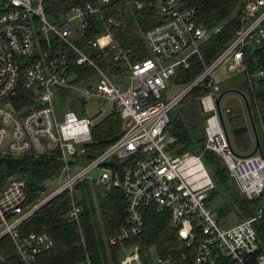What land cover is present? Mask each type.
<instances>
[{"label": "built area", "instance_id": "2783aa9c", "mask_svg": "<svg viewBox=\"0 0 264 264\" xmlns=\"http://www.w3.org/2000/svg\"><path fill=\"white\" fill-rule=\"evenodd\" d=\"M45 1L0 0V154L46 155L59 160L61 182L43 200L67 191L66 217L75 222L80 206L71 192L78 181L90 178L105 188H119L126 200V218L116 233L108 237L109 243L139 233L141 208L153 206L155 210H168L170 224L186 246H191V264H264V250L259 249L252 224L264 214V156L257 152L245 156L234 153L222 124V111L215 103L218 86L207 79L208 89L198 99L205 114L204 140L199 152L172 154L167 146L173 138L164 129L170 109L192 86L209 78L219 66L228 71L238 69L245 47L264 38V0H242L240 21L233 37L195 78L168 97L165 90L169 79L177 75L178 68L188 65L189 56L198 55L200 44L219 26L207 29L197 23L193 8L182 0H158L162 19L143 33L148 54L130 62L126 51L118 47L109 32L111 17H102V5L108 0L73 2L52 19L45 13ZM134 3L141 6L138 0ZM92 16L101 20L103 32L88 42L97 49L111 50L112 60L119 62L115 79L74 41L77 31ZM74 19H78L77 26ZM69 53L76 64L93 68L96 75L93 85V74L84 77L86 86L71 82ZM126 77L128 85L122 86L119 78ZM22 78L35 95L30 104L15 110L10 97ZM58 88H73L80 95L105 99L123 121L120 134L84 162L71 160L90 139L93 117L77 114L69 107L59 110ZM101 109L104 111L105 107ZM204 149L220 155L245 197H261L253 215L229 226L218 225L208 199L213 181L201 159ZM108 161L111 164H105ZM118 162L122 164L113 165ZM95 168H99L98 173L91 175ZM23 186L20 176H12L0 191V235L8 234L12 239L23 264H34L36 255L48 250L52 240L43 232L19 235V224L44 203L26 200ZM195 226L198 233L193 230ZM138 249L136 243L129 245L118 264H145ZM151 264L173 263L157 257Z\"/></svg>", "mask_w": 264, "mask_h": 264}, {"label": "trees", "instance_id": "16d2710c", "mask_svg": "<svg viewBox=\"0 0 264 264\" xmlns=\"http://www.w3.org/2000/svg\"><path fill=\"white\" fill-rule=\"evenodd\" d=\"M76 1L81 0H46L44 10L52 19L61 15L69 4ZM134 1L136 0H108L102 5L103 19L108 16L112 19V23L108 25L109 32L118 47L126 51V58L130 62L148 54L143 33L162 19L157 9L158 0H138L141 2L140 7H136ZM182 1L186 6L193 8L197 23L207 29L219 26L217 31L200 44L198 55L192 54L188 58V65L177 69L176 80L185 85L195 78L203 66L209 63L233 37L240 21L242 0L240 5L239 0ZM101 32H103L101 20L97 16H92L84 28L77 31L74 41L97 65L115 79L119 62L112 60L111 50L106 48V52L97 49L88 42ZM69 65V72L73 75L74 82L94 73L91 66L76 64L70 53ZM240 67L242 69L239 80L232 81L233 86L221 88H237L243 93L263 153L264 38L258 43L245 47ZM207 79L192 86L169 111V119L164 129L173 138L167 146L172 154L186 151L197 153L202 148L205 114L200 112L197 103L199 96L208 89ZM22 80L23 78L18 84L16 93L10 97L15 110L26 107L35 95L33 89L25 86ZM68 90L67 88L57 89L59 110L74 106L73 99L65 103ZM184 98L191 105L188 116L192 114L193 123L190 125L183 123L181 115L183 113L177 106ZM77 101L81 103L79 98ZM228 115L232 116L231 110ZM236 115L240 117L241 114L238 112ZM186 117L187 115L185 119ZM122 126L123 121L118 111L115 108L111 109L99 121L92 124L90 139L83 143L82 152L76 154L71 162H84L96 155L120 134ZM250 149L251 147L247 151ZM201 159L213 181V187L208 191V199H217L213 208L218 225L229 226L253 215L260 205L261 197H245L230 179L225 163L216 152L204 149L201 151ZM105 164H111V161ZM119 164L122 162L113 163V165ZM59 167L60 161L51 156L25 154L14 157L9 154H0V191L10 176L18 175L24 182L23 191L26 200H30L41 189L42 180L55 174ZM75 188L79 190V196H76L75 200L81 204L78 224L82 232L83 244L80 243L77 224L66 217L69 194L63 191L38 206L18 226L19 235L23 236L30 231L43 232L52 240L48 250L36 255L34 264H78L84 262L86 258L90 264H118L122 252L134 243L140 246V255L144 263L151 262L150 251L153 249L157 257L168 258L173 264H191L193 257L191 246H186L184 239L179 237L176 228L170 224L169 212L166 208L155 210L153 206L142 207L143 220L140 232L109 243L106 238L115 234L125 222L126 200L123 193L117 187H102L96 192L94 205L86 180L78 183ZM252 224L259 249L264 250V214L255 218ZM193 230L198 233L196 226ZM0 264H23L8 234L0 235Z\"/></svg>", "mask_w": 264, "mask_h": 264}, {"label": "rangeland", "instance_id": "374dc122", "mask_svg": "<svg viewBox=\"0 0 264 264\" xmlns=\"http://www.w3.org/2000/svg\"><path fill=\"white\" fill-rule=\"evenodd\" d=\"M240 2H241V0H239V5H240ZM239 10H240V8L238 9L237 13H239ZM73 24L75 26H77L78 25V19H74L73 20ZM241 69L242 68L239 67L238 69H235L233 71H231V70L228 71L224 66H219L213 71V76L211 77V79H213L215 82H217L220 87L233 86L232 85L233 84L232 81L239 80V77L241 75ZM73 78H74L73 75H71L70 80L75 85H77V86H86L87 85V83L80 82V80L74 82V81H72ZM81 80H86V79L83 78ZM95 80H96V75L93 74L91 85H93L95 83ZM170 81H171V79H169V87L165 90V95L167 97L170 96V95L175 94L176 92H178L183 87L182 86L183 84H175L173 82L170 83ZM125 85L127 86L128 83H125ZM77 96H78L77 90H75L73 88L69 89L68 92H67V98H65V103L67 104V101L69 100V98H74L73 99V102H74V106L73 107L74 108L72 107L73 110L77 114H87V115H90V116L91 115H95V121H99L100 120L99 112L102 111L101 107L103 106L106 109V107L109 106L108 102L105 99L99 98L97 96H86L85 97L86 98V102H85V104L82 105L81 103H79L77 101V98H78ZM219 105H220V108L222 110V117H223V120H224V125H225L226 130H227L228 135H229L231 146H232L233 150L235 149L238 153H242L244 150H242L240 148L237 140L234 139V136L230 132V125H231V121L232 120L230 121L227 112L224 111V107L228 106V107H230V109L232 110L233 113H238L239 111L242 112L241 121H242L243 124L244 123H246V125L248 124V128L246 129L247 131L245 130V132L241 134L240 139H242V140L243 139H247L249 142H252L251 140L252 139L254 140V136H253L250 124H249L248 117L246 115V111H244V108H243L244 104H243L242 97L238 93H235V92H232V91L226 92V93L222 94V96L220 98V101H219ZM108 109L109 108H107L106 110L108 111ZM97 116H99V117H97ZM60 171H61V167H59V170L55 174L44 178L42 180V182H41V189L36 193L34 198L29 200V202H31V203H34V202L42 203V202H44L43 199L48 195V193L51 192L55 188V186L61 182V177H60V173L61 172ZM98 171H99V168H95L94 170L91 171V175L92 174H97ZM13 176H18V175H13ZM10 177H12V176H10ZM85 180L87 181V183L89 185L90 193H91V196H92L91 200L93 201V204L95 205L96 204V192H98V189L100 190L104 186L94 183L93 180L90 179V178H83L82 180L78 181L75 184V187H76V185L78 183H81L82 181H85ZM96 187H98V188L96 189ZM61 192H63V191H61ZM61 192H59V193H61ZM59 193H57V194H59ZM71 193L73 195V199H74L75 203L78 206H80L81 204H78L76 202V200H75V197L79 196V190L74 188ZM51 198H49V199H51ZM215 202H217V199L211 198V200H209V204L212 207L214 206ZM75 223L77 224V231H78V234H79V237H80L79 238L80 239V243L83 244V236H82V232H81L80 226L78 224V221L75 222ZM106 239H108V238H106ZM124 251L122 252V254L124 253ZM140 251L141 250H140V246H139L138 255L141 258ZM150 257L152 258V260L148 264H151L152 262H154L156 257H157V255L155 254L153 249H151V251H150ZM83 261L84 262H81V263L90 264V262L88 261V258H86ZM141 261H143L142 258H141ZM145 264H147V263H145Z\"/></svg>", "mask_w": 264, "mask_h": 264}, {"label": "crops", "instance_id": "0c3cea01", "mask_svg": "<svg viewBox=\"0 0 264 264\" xmlns=\"http://www.w3.org/2000/svg\"><path fill=\"white\" fill-rule=\"evenodd\" d=\"M176 76L177 75H175L174 77L172 76L171 77V81H170V83H175V84H180V83H178L177 82V80H176ZM213 76V72H212V74H211V76L208 78L211 82H213V83H215L217 86H218V92H217V96H218V94H219V92H221L222 90H224V89H227V88H221L219 85H218V83L217 82H215L213 79H211V77ZM122 82H121V85L122 86H125V83H128L129 82V79L126 77V78H119ZM80 82H83V83H87V81L86 80H80ZM186 85V84H185ZM185 85H182V86H185ZM206 86H207V80H206ZM208 87V86H207ZM220 87V88H219ZM228 88H231V87H228ZM67 89H71V88H67ZM75 90H77V89H75ZM77 92H78V98L80 99V102H81V104L83 105V104H85V102H86V96H84L83 94L82 95H80V93H79V91L77 90ZM233 92V91H232ZM235 93H237V92H235ZM239 94V93H238ZM240 95V94H239ZM171 96V95H170ZM241 96V95H240ZM242 97V96H241ZM57 98H58V96H56V101H57ZM77 98V99H78ZM221 98V97H220ZM220 98H219V100H218V104H219V101H220ZM71 99H74V98H69V100H71ZM68 100V101H69ZM242 100H243V97H242ZM67 101V102H68ZM109 104V103H108ZM243 104H244V101H243ZM179 108H180V110H181V112L183 113V114H181L182 115V121H183V123L184 124H186V125H190V124H192L193 123V117H192V114H190V116H188V113L190 112L189 111V108L191 107V105H190V103H189V101H185V98H184V100L180 103V104H178L177 105ZM197 106H199L198 105V103H197ZM67 107H69L70 108V106H67ZM218 107H219V109H221L220 108V105H218ZM107 108H109L108 109V111L106 110ZM200 107H198V109H199ZM224 108H228V110L226 111L227 112V114L229 113V111L231 110L230 109V107H228V106H225ZM243 108H244V111H246V115H247V110H246V107H245V105L243 106ZM73 109V108H72ZM106 109L104 110V111H100L99 112V116H100V119L106 114V113H108L111 109H113V107L109 104V106H107L106 107ZM199 110H201V109H199ZM222 111V110H221ZM225 111V110H224ZM232 111V110H231ZM200 112H202V111H200ZM240 112V114H242V112L241 111H239ZM203 113V112H202ZM187 115V117H186V119H185V116ZM92 117H93V123L95 122V115H91ZM99 116H97V117H99ZM229 116V115H228ZM235 116H237L236 115V113H233L232 112V116H229V119L230 120H232ZM247 117H248V115H247ZM238 118H239V121H240V123H241V125H246V123H242V121H241V118H242V115H240V117L238 116ZM248 120H249V118H248ZM204 121V120H203ZM222 124H223V127L225 126L224 125V120H223V117H222ZM249 124H250V122H249ZM248 128V124L246 125V129ZM247 131V130H246ZM245 131H242L241 132V134L242 133H244ZM253 133V132H252ZM168 134V133H167ZM169 135V134H168ZM170 136V135H169ZM228 137H229V135H228ZM252 142H249L247 139H238V144H239V146H240V148L242 149V150H244L242 153H238L235 149H234V153L236 154V155H238V154H245V153H247V152H249L251 149H252V147H253V145H254V140L252 139L251 140ZM229 142H230V139H229ZM230 145H231V143H230ZM251 147V149L249 150V151H247L249 148ZM260 148H261V146H260ZM261 151H262V149H261ZM255 152H257V151H255ZM254 152V153H255ZM258 153V152H257ZM262 155H263V153H262ZM239 156V155H238ZM228 175H229V173H228ZM229 177H230V175H229ZM230 179L233 181V183H234V185L236 186V184H235V182H234V180L230 177Z\"/></svg>", "mask_w": 264, "mask_h": 264}, {"label": "water", "instance_id": "95a60500", "mask_svg": "<svg viewBox=\"0 0 264 264\" xmlns=\"http://www.w3.org/2000/svg\"><path fill=\"white\" fill-rule=\"evenodd\" d=\"M251 78H252V76H251ZM229 91L237 92V93H239L243 97L244 105L246 107L247 115H248L249 122H250V127L252 129L253 136H254V145H253L252 149L249 152L245 153V154H238V155L239 156L250 155V154L254 153L255 151H257L260 155H262V151H261V148H260V144H259V141H258V137H257L256 131L254 129V124H253V121H252V118H251V115H250V111H249V108H248V105L246 103V100H245V97H244L243 93L239 89H237V88H227V89H224L221 92H219L218 96L215 98L216 105L217 106L219 105L218 104V100L222 96V94H224L226 92H229ZM224 130H225V134H226L227 140L229 142L228 132H227L225 126H224ZM245 130H246V125H240L238 127H233L230 130V132H231L232 135L235 136L239 132H242V131H245Z\"/></svg>", "mask_w": 264, "mask_h": 264}, {"label": "flooded vegetation", "instance_id": "af4514ba", "mask_svg": "<svg viewBox=\"0 0 264 264\" xmlns=\"http://www.w3.org/2000/svg\"><path fill=\"white\" fill-rule=\"evenodd\" d=\"M231 121V120H230ZM241 123L239 121V118L238 116H235L232 121H231V125H230V130L233 128V127H238L240 126ZM234 136V135H233ZM241 137V132H239L237 135L234 136V139H236L238 141V139H240Z\"/></svg>", "mask_w": 264, "mask_h": 264}]
</instances>
